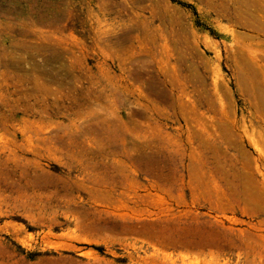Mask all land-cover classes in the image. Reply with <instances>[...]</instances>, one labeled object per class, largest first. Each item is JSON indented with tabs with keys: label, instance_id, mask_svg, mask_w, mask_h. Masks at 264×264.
Listing matches in <instances>:
<instances>
[{
	"label": "rangeland",
	"instance_id": "obj_1",
	"mask_svg": "<svg viewBox=\"0 0 264 264\" xmlns=\"http://www.w3.org/2000/svg\"><path fill=\"white\" fill-rule=\"evenodd\" d=\"M0 264H264V0H0Z\"/></svg>",
	"mask_w": 264,
	"mask_h": 264
}]
</instances>
